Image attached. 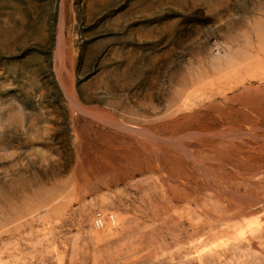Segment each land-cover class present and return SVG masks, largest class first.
I'll return each instance as SVG.
<instances>
[{
	"label": "rangeland",
	"instance_id": "rangeland-1",
	"mask_svg": "<svg viewBox=\"0 0 264 264\" xmlns=\"http://www.w3.org/2000/svg\"><path fill=\"white\" fill-rule=\"evenodd\" d=\"M263 137L264 0H0L2 264H264Z\"/></svg>",
	"mask_w": 264,
	"mask_h": 264
},
{
	"label": "bare ground",
	"instance_id": "bare-ground-1",
	"mask_svg": "<svg viewBox=\"0 0 264 264\" xmlns=\"http://www.w3.org/2000/svg\"><path fill=\"white\" fill-rule=\"evenodd\" d=\"M65 43H64V30H63V27H62V22H61V30H60V33H59V43H58V50H57V52H58V57H59V59H60V61L61 62H63L64 61V56H65ZM183 94V93H182ZM189 96H190V94H188ZM248 95V94H247ZM237 96V95H236ZM235 96V97H236ZM251 96V95H250ZM184 97H186V96H184ZM244 97H246L245 95H244ZM252 97V96H251ZM187 98V97H186ZM185 98V100H187ZM233 98H234V95H233ZM233 98H231V99H233ZM238 98V97H237ZM70 99H71V102H72V104H73V106L77 109V111H79V112H81V113H83L84 115H87V116H90V117H93V118H97L98 120L100 119L101 121H103V122H106L107 124H109V125H112V126H115V127H117V128H120V129H122V130H125V131H127V132H130V133H136V134H140V133H143V134H145V135H147L148 137H149V139L151 140V141H156V140H162L163 138L162 137H159L157 134H155L153 131H151L150 129H148V128H138V127H135V126H130V125H128V124H125V123H123V122H121V121H119V119L117 120L116 118H114L112 115H110V114H108V113H106V112H102V111H97L96 109H93V108H90V107H87V106H85L84 104H82L78 99H77V97L76 96H74V95H70ZM250 99V98H249ZM253 99V98H252ZM246 101H248V99L246 100ZM184 102V101H183ZM241 102V101H240ZM243 102V101H242ZM184 104V103H183ZM244 104V103H243ZM195 105V104H194ZM256 105V104H255ZM248 106V105H247ZM220 107V106H219ZM253 107V106H252ZM254 108V107H253ZM223 109V108H222ZM258 109V108H257ZM231 110V109H230ZM254 110H255V108H254ZM221 112V111H220ZM228 113H229V111H228ZM240 113V112H239ZM258 113V112H257ZM263 113V112H262ZM259 114V113H258ZM257 114V115H258ZM261 114V113H260ZM195 115V114H194ZM231 115V114H230ZM261 115H263V114H261ZM260 115V116H261ZM189 116V115H188ZM192 116V115H191ZM249 116H250V113H249ZM259 116V117H260ZM193 117V116H192ZM189 119H190V117H189ZM175 120V119H174ZM185 120V119H184ZM192 120V119H191ZM212 120V119H211ZM180 122V121H179ZM178 122V123H179ZM246 122V121H245ZM197 124V123H196ZM201 124H203V123H201ZM209 124V123H208ZM253 124V123H252ZM198 125V124H197ZM196 125V126H197ZM240 125H241V123H240ZM206 126V125H205ZM250 126V125H249ZM203 127V126H202ZM252 128V127H251ZM206 129V128H205ZM227 129V128H226ZM234 129V128H233ZM242 129H243V127H242ZM197 130V129H196ZM224 131V130H223ZM223 131H219L216 135H222V136H228V135H230L231 133H225V132H223ZM201 132H203V131H201ZM211 133V132H210ZM135 134V135H136ZM142 134V135H143ZM189 134V133H188ZM191 134V133H190ZM205 135H209V133L208 132H206V133H204ZM245 134H249V135H255L253 132H246V131H244V130H241V129H237L236 131H234L233 133H232V135H236V137H237V135H245ZM261 134V133H260ZM123 135V134H122ZM179 135V134H178ZM182 135V134H181ZM187 135V134H186ZM202 135V134H201ZM198 136V135H197ZM221 136V137H222ZM261 136V135H260ZM148 137H146V138H148ZM208 137V136H207ZM172 138V137H171ZM175 138V137H174ZM264 138V137H263ZM144 139H145V137H144ZM169 139V138H168ZM167 139V140H168ZM190 139V138H189ZM231 139V138H230ZM252 139V138H251ZM150 140H148V141H150ZM171 140V139H170ZM169 140V141H170ZM174 140V139H173ZM192 140H193V138H192ZM197 140V139H196ZM201 140V139H200ZM258 140V139H257ZM262 140H264V139H262ZM151 141L149 142L150 143V145L152 144L151 143ZM191 141V140H190ZM202 141V140H201ZM138 142V141H137ZM147 142V141H146ZM155 143V142H154ZM153 143V144H154ZM165 143H166V141H165ZM164 143V144H165ZM174 143L176 144V146H177V148L178 149H180L182 152L181 153H183L184 155H185V157H189V158H196L195 157V155H194V153H192V151L189 149V147H187L184 143H183V141H182V138L180 137V138H176L175 139V141H174ZM228 143V142H227ZM138 144V143H137ZM142 144V143H141ZM156 144V143H155ZM167 144V143H166ZM246 145H249V144H247V143H245ZM128 145V144H127ZM138 145H140V144H138ZM235 145V144H234ZM259 145V144H258ZM261 145V144H260ZM262 145L264 146V144L262 143ZM155 146V145H154ZM162 146V145H161ZM207 147V146H206ZM254 147V146H253ZM255 147H258V146H255ZM254 147V148H255ZM118 148V147H117ZM205 148V147H204ZM143 149V148H142ZM154 149V148H153ZM163 149V148H162ZM165 149V148H164ZM169 149V148H168ZM241 149V148H240ZM246 149V148H245ZM244 149V150H245ZM145 150V149H144ZM218 150V149H217ZM250 150H252V149H250ZM117 151H119V149L117 150ZM123 151V150H122ZM165 151V150H164ZM177 151V150H176ZM175 151V152H176ZM209 151V150H208ZM240 151H242V150H240ZM162 153V152H161ZM172 153V152H171ZM217 153V152H216ZM223 153V152H222ZM260 153V152H259ZM133 154H135V153H133ZM152 154V153H151ZM166 155H167V153H165ZM174 154V153H173ZM220 154V153H219ZM226 154V153H225ZM115 155V154H114ZM124 155V154H123ZM126 155V154H125ZM148 155V154H147ZM147 155H146V157H147ZM244 155V154H243ZM131 156V155H130ZM152 156H154V155H152ZM179 156V155H178ZM128 157V156H127ZM145 157V156H144ZM149 157V156H148ZM175 157V156H174ZM242 157V156H241ZM261 157V156H260ZM131 158V157H130ZM152 158V157H151ZM160 158V157H159ZM199 158H201L200 156H199ZM144 159V158H143ZM146 159V158H145ZM155 160L157 159V158H154ZM163 159V158H162ZM256 159V158H255ZM159 160V159H158ZM158 160H156V161H158ZM168 160H169V158H168ZM180 160H181V158H180ZM196 160H198V159H196ZM204 160V159H203ZM153 161V160H152ZM162 161H164L165 162V160H162ZM161 161V162H162ZM183 161V160H182ZM201 161V160H200ZM151 162V161H150ZM161 162H160V164H161ZM177 162V161H176ZM181 162V161H180ZM208 162V161H207ZM210 163H211V161H209ZM220 162H222V161H220ZM157 163V162H156ZM163 163V162H162ZM166 163V162H165ZM203 163V162H202ZM213 163V162H212ZM134 164V163H133ZM141 164V163H140ZM143 164V163H142ZM179 164V163H178ZM181 164V163H180ZM197 164V163H196ZM222 164V163H221ZM198 165V164H197ZM200 165V164H199ZM203 165V164H202ZM117 166V165H116ZM115 166V167H116ZM142 166H144V165H142ZM155 166V165H154ZM175 166V165H174ZM196 166V165H195ZM201 166V165H200ZM205 166V165H204ZM152 167V166H151ZM201 167H203V166H201ZM162 168V167H161ZM173 168V167H172ZM198 168V167H197ZM204 168V167H203ZM208 168V167H207ZM225 168V167H224ZM163 169V168H162ZM222 169V168H221ZM119 170V169H118ZM117 170V171H118ZM178 170V169H177ZM206 171H207V169H205ZM209 170V169H208ZM220 170V169H219ZM119 171H121V170H119ZM140 171V170H139ZM141 171H142V169H141ZM191 171V170H190ZM160 172H163V171H160ZM208 172V171H207ZM214 172V171H213ZM213 172H211V173H213ZM243 172V171H242ZM174 173V172H173ZM184 173V172H183ZM194 173V172H193ZM210 173V172H209ZM239 173V172H238ZM254 173V172H253ZM179 174V173H178ZM239 174H241V173H239ZM212 175V174H211ZM160 176V175H159ZM167 176V175H166ZM180 176V175H179ZM207 176V175H206ZM205 176V178L207 179L208 178V176L206 177ZM220 176V175H219ZM190 177H191V175H190ZM171 178V177H170ZM193 178H196V176L195 177H193ZM204 178V177H203ZM213 178H214V176H213ZM218 178V177H217ZM164 180H165V178H164ZM168 180H169V177H168ZM175 180V179H174ZM174 180L172 181V182H174ZM183 180V179H182ZM198 180V179H197ZM212 180H214V179H212ZM218 181H219V179H218ZM168 182V181H167ZM177 182V181H176ZM207 182H209V181H206V182H204L205 184L207 183ZM220 182V181H219ZM223 182L225 183V181L223 180ZM175 183V182H174ZM186 183V182H185ZM199 183V182H198ZM179 184V183H178ZM195 184V183H194ZM218 184H220V183H218ZM228 184V183H227ZM161 186H162V184H160ZM168 185V184H167ZM183 185V184H182ZM185 185V184H184ZM204 185V184H203ZM202 185V186H203ZM165 186H166V184H165ZM178 186H180V185H178ZM196 186V185H195ZM208 186V185H207ZM160 187V186H159ZM164 187V186H163ZM174 187V186H173ZM187 188H188V186H186ZM192 187V186H191ZM206 187V186H205ZM213 187H215V185H213ZM220 187V186H219ZM222 187V186H221ZM227 187V186H226ZM229 187V192H231V193H233V196H235V197H237L238 198V200H239V202L237 203V204H230V203H228L225 199H223V200H221L220 202L226 207V214H224L223 215V213H222V216L221 217H218V218H216L217 219V221L218 222H224V221H227L228 223H229V227H228V229H234L233 231H235V232H244L245 230H246V228H247V225H251L252 223H256V224H258V219L260 218L259 217V214H260V209L259 208H261L262 210L264 209V203L262 204V206H263V208L262 207H260L259 206V203L261 202V200H258V198L257 197H255V196H252L250 193H248V194H244V193H241V192H239V191H235V190H232L231 188H230V186H228ZM232 187V186H231ZM234 187V186H233ZM162 188V187H161ZM167 188V187H166ZM165 188V189H166ZM190 188V187H189ZM199 188V187H198ZM207 188V187H206ZM209 188V187H208ZM216 188H217V185H216ZM196 189V188H195ZM205 189V188H204ZM214 189V188H213ZM212 189V190H213ZM221 189V188H220ZM219 189V190H220ZM223 189V188H222ZM199 190V189H198ZM161 191V190H160ZM171 191V190H170ZM172 191H173V189H172ZM175 191V190H174ZM183 192H184V190H182ZM192 192H193V190H191ZM217 191V190H216ZM224 191H226V190H224ZM167 192H169L168 190H167ZM176 193H178L177 191H175ZM174 192V193H175ZM181 192V191H180ZM197 192V191H196ZM203 192V191H202ZM227 192V191H226ZM164 193V192H163ZM182 193V192H181ZM193 193H195V192H193ZM205 193V192H204ZM221 193V192H220ZM252 193V192H251ZM167 194V193H166ZM184 194V193H183ZM197 194H199V193H197ZM227 194H229V193H226V195ZM260 194V193H259ZM163 195V194H162ZM168 195V194H167ZM187 195V194H186ZM214 195H217V194H214ZM261 195H262V193H261ZM260 195V196H261ZM164 196V195H163ZM177 196H179V197H181L180 195H178L177 194ZM203 196V195H202ZM219 196H222L221 194H219L218 195V198H219ZM263 196V195H262ZM160 197V196H159ZM173 197V196H172ZM187 197V196H186ZM197 197V196H196ZM226 197H228V196H226ZM162 198V197H161ZM175 198V197H174ZM221 198V197H220ZM224 198V197H223ZM3 200V199H2ZM174 200V199H173ZM211 200V199H210ZM227 200H228V198H227ZM236 200V199H235ZM165 201V200H164ZM180 201V200H179ZM215 201V200H214ZM4 202V201H3ZM155 202H157L156 201V199H155ZM165 202H167V201H165ZM181 202V201H180ZM184 202V201H183ZM174 203V202H173ZM165 204V203H164ZM166 205V204H165ZM170 205V204H169ZM162 205H160V207H161ZM177 206V205H176ZM198 206V205H197ZM165 207V206H164ZM164 207H163V209H164ZM168 207V206H167ZM15 208V207H14ZM169 208V207H168ZM175 208V207H174ZM158 209H159V207H158ZM155 210V209H154ZM167 210V208H165V211ZM169 210V209H168ZM156 211V210H155ZM160 211V210H159ZM214 211V210H213ZM206 212V211H205ZM214 212H216V211H214ZM220 212V211H219ZM218 212V213H219ZM0 213H1V211H0ZM209 213V212H208ZM221 214V213H220ZM210 216V215H209ZM3 217H4V215H3ZM3 219V218H2ZM2 219H0V220H2ZM113 220L114 219H112V222H113ZM213 220H215V219H213ZM264 220V219H263ZM3 221V220H2ZM1 221V222H2ZM233 221V222H232ZM0 222V232H1V229H2V227H4V225H2V223ZM214 222V221H213ZM231 223V224H230ZM114 224V223H113ZM108 225V224H107ZM115 225V224H114ZM113 226V225H112ZM213 226H216L215 224H213ZM212 226V227H213ZM107 227V226H106ZM209 227V226H208ZM213 229V228H212ZM220 231V230H219ZM1 235V234H0ZM208 239V238H207ZM0 264H2L1 263V261H0Z\"/></svg>",
	"mask_w": 264,
	"mask_h": 264
}]
</instances>
